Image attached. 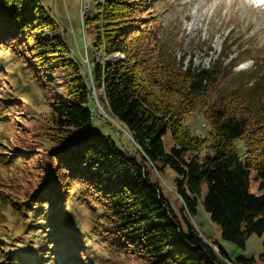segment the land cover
<instances>
[{"label":"trees","instance_id":"obj_1","mask_svg":"<svg viewBox=\"0 0 264 264\" xmlns=\"http://www.w3.org/2000/svg\"><path fill=\"white\" fill-rule=\"evenodd\" d=\"M152 1L92 0L94 9L84 15L92 36L89 73L66 36L57 32L58 19L42 0H0V49L16 51L19 70L47 91L45 110L33 131L27 130L37 142L43 177L36 202L26 204L27 217L33 218L17 221L23 223V236L44 230L48 238L37 250L55 236L66 238V246H78L83 258L89 256L72 226L68 204L74 199L88 208L91 232L110 249L112 264L116 255L124 257L121 264H226L231 257L218 238L212 242L219 252L190 218L201 200L223 239L244 247L252 234L262 236L264 260V101L258 99L259 89L243 90L247 73L224 62L230 53L219 54L209 66L179 59L162 45ZM45 29L52 38L42 35ZM96 52L112 58L95 60ZM227 80L237 82L228 86ZM91 81L130 139L115 125L121 142L93 126ZM195 112L202 113L207 136L187 125ZM238 139L244 140V151ZM18 157L22 161V154ZM167 168L175 173L179 209L154 175ZM37 223H47L46 229L34 232ZM56 246L49 244L47 254ZM16 254L0 259L24 261ZM231 260L252 264L244 257Z\"/></svg>","mask_w":264,"mask_h":264},{"label":"rangeland","instance_id":"obj_2","mask_svg":"<svg viewBox=\"0 0 264 264\" xmlns=\"http://www.w3.org/2000/svg\"><path fill=\"white\" fill-rule=\"evenodd\" d=\"M42 1L58 19L57 32L66 36L78 60L90 73L92 52L89 45L92 36L84 26V15L94 9L92 0ZM152 6L161 25L162 45L176 53L184 63L190 60L195 66H209L219 54L230 53L229 58L224 62L228 65L234 64L233 69L236 72L247 73L246 81L245 78L243 79L245 81L242 85L243 90L250 91L252 87L259 89L258 99L264 101V0H153ZM42 35L52 38L51 33L46 29ZM94 54L95 60L112 58L111 55L102 56L99 52ZM18 55L16 51L0 49V256L14 259L18 253L24 259L18 262L19 264H112L108 259V255L111 254L110 249L91 232L88 208L74 199L68 204L75 218L72 226L78 234L77 237L83 240L80 249L86 251L85 245H87L86 252L90 251L89 256L83 258L81 252H76L78 246H66L64 242L66 238L60 240L61 238L55 236H50L48 245L37 250L38 245L45 241L46 237L48 238V232L44 230L23 236L25 234V231L21 230L23 223L17 221L21 219L29 221L33 218L27 217L26 210L29 212L30 210L26 208L28 207L26 204L36 202L33 200L36 199V192L43 177L38 173V168L42 170V160L38 148H34L37 142L33 139L31 131L37 123L39 113L45 110L43 95L47 91L29 82L28 76L19 70ZM120 55L115 53L113 57H121ZM231 58L234 60L230 61ZM10 81L13 83L11 84ZM236 82L237 80H230L228 86ZM90 89L96 116L93 126L103 133L111 134L121 142L120 135L113 129L115 125L123 134V138L125 135L130 139L126 128L108 114L106 104L100 98V92L92 85V81ZM17 103L21 106L13 110L12 105ZM186 122L191 132L200 136L208 135L209 128L201 112L193 113L187 117ZM28 128L31 131H27ZM165 137L167 140L165 146L168 148L169 133ZM127 143L129 147L132 146L131 141ZM236 144L241 151L245 150L244 140L238 139ZM28 147L34 150L26 153ZM20 154L23 157L22 161H18ZM14 159L17 160L12 162L11 160ZM154 175L161 181L172 206L179 209L182 201L174 191L173 170L167 168L164 174L156 171ZM256 187V182L251 179V190L256 191ZM205 191L206 185L203 184L201 197ZM190 218L206 235L208 241L212 242L217 237L231 258L244 257L252 259V264H264V260L260 258L263 252L262 236L252 234L246 240L244 247L223 239L219 225L211 220L201 200L197 213ZM46 224L37 223L34 232L40 227L46 229ZM7 228L8 232L4 234ZM30 237L35 242H28ZM60 241L63 243L61 244ZM52 243H57L59 248L53 246V249L49 250L52 254H47V247ZM212 244L216 243L212 242ZM64 248L68 252H64ZM116 256L117 264L124 262V257ZM231 258H228L229 261L234 263ZM0 264L17 263L4 262L0 259Z\"/></svg>","mask_w":264,"mask_h":264},{"label":"bare ground","instance_id":"obj_3","mask_svg":"<svg viewBox=\"0 0 264 264\" xmlns=\"http://www.w3.org/2000/svg\"><path fill=\"white\" fill-rule=\"evenodd\" d=\"M210 242V241H209ZM213 247L215 248L216 251L219 252V248H218V245L216 244H213ZM225 261L228 263V264H239V263H236V262H230L228 258H225Z\"/></svg>","mask_w":264,"mask_h":264},{"label":"built area","instance_id":"obj_4","mask_svg":"<svg viewBox=\"0 0 264 264\" xmlns=\"http://www.w3.org/2000/svg\"><path fill=\"white\" fill-rule=\"evenodd\" d=\"M217 245V244H216ZM219 248V247H218Z\"/></svg>","mask_w":264,"mask_h":264},{"label":"water","instance_id":"obj_5","mask_svg":"<svg viewBox=\"0 0 264 264\" xmlns=\"http://www.w3.org/2000/svg\"><path fill=\"white\" fill-rule=\"evenodd\" d=\"M70 45H71V43H70Z\"/></svg>","mask_w":264,"mask_h":264}]
</instances>
